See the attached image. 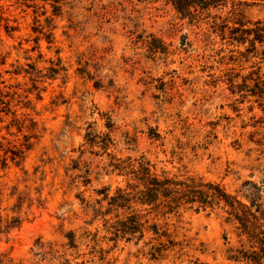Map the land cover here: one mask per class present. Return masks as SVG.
Segmentation results:
<instances>
[{
	"label": "rangeland",
	"instance_id": "1",
	"mask_svg": "<svg viewBox=\"0 0 264 264\" xmlns=\"http://www.w3.org/2000/svg\"><path fill=\"white\" fill-rule=\"evenodd\" d=\"M238 3L211 14L264 18V5ZM207 22L172 0H0V254L10 264H245L232 259L245 239L224 213L173 214L184 246L155 258L154 236L117 237L127 211L109 210L128 180L114 164L129 159L221 183L244 202L245 183L261 185L251 174L264 158L249 152L256 129L245 125L264 126V112L245 101V78L264 63ZM15 145L25 153L14 161Z\"/></svg>",
	"mask_w": 264,
	"mask_h": 264
},
{
	"label": "trees",
	"instance_id": "2",
	"mask_svg": "<svg viewBox=\"0 0 264 264\" xmlns=\"http://www.w3.org/2000/svg\"><path fill=\"white\" fill-rule=\"evenodd\" d=\"M228 1L172 0V4L180 14L191 20L202 22L208 18L207 24L212 33L230 45H245L246 59L252 56L260 58L261 63H264V18L249 20L236 8H232L226 15L211 14L213 9L226 8ZM245 1L239 0L238 5L248 4V1L264 5V0ZM230 83L234 88L232 80ZM250 97L264 112V73L261 72V67L245 78V101ZM261 124L260 119L252 125H245V129L249 126L256 129L249 135V143L254 146L249 152L259 153L261 158L257 161L264 158V126H260ZM22 129L18 126L19 132ZM25 146L26 150H30V144ZM9 152L12 153L11 159L14 161L23 158L25 153L23 148L16 145L14 150L6 152V156ZM114 168L128 178L126 187L119 188L109 202L110 211H127V216L112 226L117 237L131 240L139 235L138 240H142L146 234L153 235V240L158 241V245L152 247L153 256L157 258L156 256H162L170 248L184 246L183 243L172 239L169 219L173 214L182 209L219 212L226 214L227 223L232 224L238 236L245 239V248L238 251V255L232 256V259L244 261L245 264H264V163L253 167L251 174L254 177L255 171L260 172L261 185L252 181L245 183L250 191L246 196L248 202L230 193L221 183L208 181L201 176H177L165 172L157 174L153 165L143 158L119 161L114 164ZM10 263L12 260L7 255L0 254V264Z\"/></svg>",
	"mask_w": 264,
	"mask_h": 264
}]
</instances>
